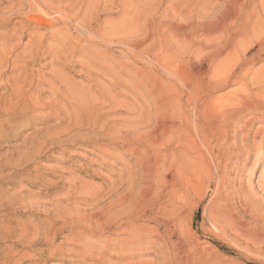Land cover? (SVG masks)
<instances>
[{
  "label": "rangeland",
  "instance_id": "1",
  "mask_svg": "<svg viewBox=\"0 0 264 264\" xmlns=\"http://www.w3.org/2000/svg\"><path fill=\"white\" fill-rule=\"evenodd\" d=\"M25 1L0 0V49H6L0 57V264H264V225L252 224L253 236L216 229L225 221L217 217L213 185L183 204L177 228L159 222L166 199L153 209L136 204L128 216L103 224L120 212L111 210L129 189V152L136 147L111 132L130 140L153 128L164 114L160 92L180 83L139 55L147 50L144 32L125 39L136 51L99 48L83 23L96 18L100 29L129 32L126 17L161 21L170 0L145 7L131 0L121 9L127 16L100 2L79 12L64 1L35 0L30 8ZM55 8L65 14L57 16ZM256 20L264 22L263 15ZM255 30L236 42L225 74L214 78L226 82L217 96L229 103L248 93L264 102V28ZM260 115L241 113L234 126L253 136L264 130V114L251 119ZM257 138L262 149L254 150L252 166L241 171L242 162L232 164L225 180L235 209L244 193L260 222L264 131Z\"/></svg>",
  "mask_w": 264,
  "mask_h": 264
},
{
  "label": "bare ground",
  "instance_id": "2",
  "mask_svg": "<svg viewBox=\"0 0 264 264\" xmlns=\"http://www.w3.org/2000/svg\"><path fill=\"white\" fill-rule=\"evenodd\" d=\"M61 1H64L65 6H75L79 12L83 8L92 11L95 6L89 3L100 2L108 4L122 16L127 15L121 9L132 2L58 0ZM222 1L223 6L218 7L216 0H170L166 16L161 21H156L154 17L148 22L142 21L140 16L136 20L132 19V15L126 17L123 24L129 25V32L118 27L100 29L96 18L84 21V32L91 43L99 48L102 45H115L136 51V47L132 49L131 41L125 39L144 32L143 45H146L147 50L139 51V55L180 83L179 88L172 85L160 92L159 110L164 114L153 128L138 133L130 140L122 138L119 130L111 132L114 137L120 135L119 139L125 144L133 143L136 147L129 152L134 158L127 179L129 189L124 198L113 204L111 210L114 213L115 209H120V212L111 221L104 222V225L116 223L117 219L128 216L136 204L139 209H153L166 199L168 205L160 207L166 217L159 222L165 229L172 226L177 228L183 204L189 198L201 195L211 185L216 190V201L221 206L217 217L225 221V227L216 225L217 230L225 232V229H229L245 236L255 234L250 229L252 224L264 225L261 222L263 219L258 222L257 217H253L255 213L252 214L253 211L249 209L244 193H240L239 198L237 196L235 201L239 209H235L229 200V186L225 180L232 164L242 162L243 171L247 164L252 166L250 159L254 150L259 148L261 151L257 136L264 130L258 129L250 136L244 127L234 125L241 113L248 111L261 114L251 119H261L264 102L248 93L229 103L228 96H217L218 90L226 82L214 81V78L225 74L228 57L236 42L246 40L258 27L264 28V22L258 23L256 20L260 15L264 17V0ZM25 2L29 8L36 3L35 0ZM152 2L143 0L141 6ZM56 14L61 17L65 12L62 9ZM5 52V48L0 49V57ZM192 63H197L198 67H185ZM205 67L209 70L203 72ZM244 217L249 221L244 220ZM140 229L141 232L145 231L144 228ZM152 241L159 242L157 239ZM182 264H192V261L185 259Z\"/></svg>",
  "mask_w": 264,
  "mask_h": 264
}]
</instances>
